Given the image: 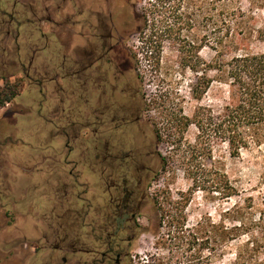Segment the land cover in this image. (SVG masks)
<instances>
[{"label": "rangeland", "instance_id": "374dc122", "mask_svg": "<svg viewBox=\"0 0 264 264\" xmlns=\"http://www.w3.org/2000/svg\"><path fill=\"white\" fill-rule=\"evenodd\" d=\"M155 2L159 6L151 11L147 25L139 33L138 14ZM119 6L121 65L137 91L140 122L136 150L143 155L138 167L144 165L149 169L148 177L142 181L144 199L135 221V237L122 250L125 258L121 264H140L157 252L150 230L156 228L164 212L172 216L179 213L181 204L177 203L183 202L181 194L191 187L184 173L190 164L198 169L200 186L188 194L187 224L193 226L202 220L227 228L241 226L244 235L231 244L232 250L250 236L264 239V144L231 157L225 143L214 142L210 150L194 152L189 160L196 127L190 125L181 133L167 124L174 116L192 118L199 107L215 116L233 103V88L217 82L218 73L212 65L215 60L264 52V0H120ZM33 11L35 15H28L33 23L10 27L0 13V78L5 77L11 83L27 81L17 72V65L23 59L24 49L29 48L37 50L33 64L40 67V76L53 79L47 55L52 37L44 38L37 33L41 30L48 35V24L36 18L46 15H40L37 7ZM72 12V7L66 4L53 15L62 24L56 29L57 36L68 50L64 21ZM7 30H17L22 36L14 41L7 37ZM74 30L79 31L80 27ZM156 37L162 40L158 63L157 51L153 56L149 53ZM22 62L26 64L27 58ZM69 82L68 120L77 116L83 130L79 136L78 127H67L66 144L72 139V145L81 147L77 158L82 162L78 168L67 166L64 142L56 146L53 140L49 142L47 124L54 108L50 102L54 98L51 84L22 85L19 97L0 108V264H43L49 260L47 254H54L50 252L52 244L58 245L63 237L66 241L92 240L86 237L91 229L85 223L95 213L77 198L88 199L94 206L106 198L100 174L102 166L96 158L97 140L90 130L83 128L87 111L82 91L78 90L80 84L70 78ZM40 148L43 154L36 152ZM42 155L46 161L39 165ZM49 155L55 157L56 164ZM225 184L235 188V195L226 197ZM86 211L90 212L88 217ZM55 234L57 241L52 238ZM23 236L38 240L41 248L34 257L31 249L30 255L21 252ZM43 237L50 242L46 244Z\"/></svg>", "mask_w": 264, "mask_h": 264}, {"label": "flooded vegetation", "instance_id": "af4514ba", "mask_svg": "<svg viewBox=\"0 0 264 264\" xmlns=\"http://www.w3.org/2000/svg\"><path fill=\"white\" fill-rule=\"evenodd\" d=\"M119 3L120 0H0V13L7 19L8 27L33 23V18L28 15H35L33 10L37 7L40 15L44 13L46 16L36 18L47 23L49 28L48 35L41 30L37 33L44 38L49 36L54 39L58 38L56 29L62 24L53 15L66 4L72 7L73 12L67 14L64 21L70 47L67 77L81 86L87 111L84 128L90 130L97 140L96 158L102 166L100 174L106 198L95 206L88 199L77 198L95 213L92 220L85 223L91 229L86 237L92 240L66 241L67 238L63 237L58 245L52 244L50 249L54 254L63 255L47 254L49 260L43 264H121L125 258L122 250L129 247L135 237V221L144 199L142 181L148 177L149 169L144 165L138 167L143 155L136 150V132L140 122L137 116V91L130 84L126 68L121 65L123 40ZM77 26L80 27L79 31L74 30ZM6 35L14 41L22 36L17 30H7ZM77 39L80 43L75 44L74 40ZM24 50L23 59L17 65V72L27 80L21 85L38 87L52 81V78L44 75L42 78L40 67L33 64L37 50ZM28 50H31L30 57ZM26 58L24 64L22 61ZM39 150L36 152L44 153L41 151L43 149ZM44 159L42 155L43 162L46 161ZM89 214L86 211L85 216ZM23 238L21 252L30 255L31 249L34 257L41 248L38 240L27 236ZM52 238L57 241L56 234ZM43 239L47 242L46 237ZM42 248L49 249L48 246ZM64 253H68V256Z\"/></svg>", "mask_w": 264, "mask_h": 264}, {"label": "trees", "instance_id": "16d2710c", "mask_svg": "<svg viewBox=\"0 0 264 264\" xmlns=\"http://www.w3.org/2000/svg\"><path fill=\"white\" fill-rule=\"evenodd\" d=\"M158 6L157 2L149 4V8L138 14L139 33L147 25L151 11ZM152 43L154 47L150 48L153 50L149 53L153 56L157 51L158 63L162 40L156 37ZM215 61L212 69L218 73L217 82L227 83L233 88V103L226 105L215 116L210 115L206 108L199 107L192 118L181 115L167 120L170 127L178 128L181 133L186 132L190 125L196 127L197 136L187 158L189 160L194 152L210 150L214 142L225 143L231 157H238L241 150L251 146L264 144V52L245 53L232 56L227 61ZM0 82H3V86H0L2 108L19 97L22 85L19 81L11 83L5 77H1ZM184 173L191 181V187L181 194L183 202L177 203L181 204L179 213L176 216L166 212L160 215L156 228L150 230L155 237L154 248L157 252L140 264H264V239L250 236L232 250L231 244L244 235L241 226L227 228L202 220L193 226L187 224L185 209L189 202L188 194L200 183L198 169L192 164L184 168ZM220 189L216 188V191ZM224 189L227 191L226 197L235 195L233 186L225 184ZM161 229L164 231L160 232ZM228 256L232 258L228 259Z\"/></svg>", "mask_w": 264, "mask_h": 264}, {"label": "crops", "instance_id": "0c3cea01", "mask_svg": "<svg viewBox=\"0 0 264 264\" xmlns=\"http://www.w3.org/2000/svg\"><path fill=\"white\" fill-rule=\"evenodd\" d=\"M54 45L51 49H49L47 55L50 56V61H49V66L53 70V80L49 82L51 84V88L53 89V95L54 98H50V102L54 108H52L50 115L52 116L50 121L47 124V127L49 126V142L55 143V146L57 143L64 142V150L65 153L67 154L66 157V164L68 166L76 167L81 164L80 158H77L79 156L80 152V146L78 147L76 144H73V141L71 139L70 144H66V137H67V132L65 129L69 127L70 125H74L75 127H78V130H81L80 133L78 134L81 136L82 134V125H81V120L73 119L72 117L68 120V111L66 110V102L69 99V88H70V82L67 77V69H68V52L69 50L67 49V45H65V42L63 43L62 39L60 38H52ZM54 40V41H53ZM43 52V51H42ZM45 52V51H44ZM43 52V53H44ZM80 87V86H79ZM78 87V90L81 91V88ZM53 97V96H52ZM68 122H67V121ZM84 128V127H83ZM59 131V132H58ZM77 139H74V142ZM50 148V147H49ZM55 150L56 147H55ZM53 152V150H50ZM53 162H56L54 159L55 157H51ZM43 161L39 163L41 165Z\"/></svg>", "mask_w": 264, "mask_h": 264}]
</instances>
